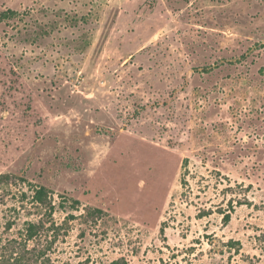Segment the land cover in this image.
Returning <instances> with one entry per match:
<instances>
[{
  "label": "rangeland",
  "instance_id": "obj_1",
  "mask_svg": "<svg viewBox=\"0 0 264 264\" xmlns=\"http://www.w3.org/2000/svg\"><path fill=\"white\" fill-rule=\"evenodd\" d=\"M117 261L264 264V0H0V264Z\"/></svg>",
  "mask_w": 264,
  "mask_h": 264
},
{
  "label": "trees",
  "instance_id": "obj_2",
  "mask_svg": "<svg viewBox=\"0 0 264 264\" xmlns=\"http://www.w3.org/2000/svg\"><path fill=\"white\" fill-rule=\"evenodd\" d=\"M50 195H51V191L47 189L46 187L41 186L35 190L34 199L38 204L44 207H50V209H53V206H52L53 204L50 201L51 199ZM92 212L95 214L102 213L100 210H93ZM113 264H126V263L123 261H117V262H114Z\"/></svg>",
  "mask_w": 264,
  "mask_h": 264
}]
</instances>
